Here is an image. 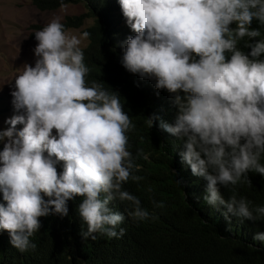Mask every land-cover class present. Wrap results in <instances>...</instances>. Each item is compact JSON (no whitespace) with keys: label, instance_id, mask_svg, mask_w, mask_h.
Listing matches in <instances>:
<instances>
[{"label":"clouds","instance_id":"1","mask_svg":"<svg viewBox=\"0 0 264 264\" xmlns=\"http://www.w3.org/2000/svg\"><path fill=\"white\" fill-rule=\"evenodd\" d=\"M119 4L135 33L121 63L173 94L175 122L161 120L160 127L183 141L182 161L208 182L206 202L226 205L242 219L264 218V206L234 194L225 200L218 188L237 185L249 172L264 176V0ZM35 38V66L26 63L14 79L17 114L0 130V141L7 139L0 151V193L6 202L0 203V229L9 232L19 252L34 251L30 238L40 230V218L67 216L68 201L81 197L83 238L122 237L125 216L110 207L112 201L127 202L128 217L135 221L150 215L124 188L129 180L143 179L134 174L139 166L129 151L128 132L135 125L117 92L87 80L81 40L60 17ZM146 119L151 128L159 117ZM153 206L164 207L157 201ZM254 239L264 242V232Z\"/></svg>","mask_w":264,"mask_h":264},{"label":"trees","instance_id":"2","mask_svg":"<svg viewBox=\"0 0 264 264\" xmlns=\"http://www.w3.org/2000/svg\"><path fill=\"white\" fill-rule=\"evenodd\" d=\"M31 1L39 9L61 5V0ZM77 1L62 0L63 4ZM85 1L87 12L67 15L61 22L66 29L77 28L93 16L81 29L89 33L80 46L90 69L87 80L103 82L107 90L117 92L135 125L128 132L129 151L139 166L134 174L143 179L129 180L124 188L141 200L150 215L135 221L128 217L127 202L112 201L110 207L125 216L119 226L125 234L111 239L97 234L93 241L81 235L86 225L78 213L82 198L76 197L68 201L67 216L40 218L41 228L30 238L37 245L34 251L19 252L10 243L9 232L0 229V264H264V242L254 239L264 232V218L242 219L228 212L226 205L206 202L208 182L193 175L182 161L183 141L160 127L161 120L175 122L173 94L155 88L154 79L142 78L122 65L126 41L135 33L127 25L119 0ZM153 115L159 119L150 128L146 118ZM140 150L142 155L137 157ZM57 168L62 172L63 163ZM247 175L235 186L218 185L221 195L228 200L234 194L253 206H264V176ZM153 201L163 202L164 207H154ZM0 203L6 204L2 193Z\"/></svg>","mask_w":264,"mask_h":264},{"label":"rangeland","instance_id":"3","mask_svg":"<svg viewBox=\"0 0 264 264\" xmlns=\"http://www.w3.org/2000/svg\"><path fill=\"white\" fill-rule=\"evenodd\" d=\"M85 2L80 0L55 9H39L31 0H0V130L7 129L9 125L6 121L17 114L11 92L19 69L26 63L35 66L37 57L34 49L38 43L35 32L55 17L63 21L67 15L87 12L89 8ZM92 21L93 16L86 17L81 27L67 29L80 38V46L87 42L81 29ZM22 127L17 126L18 129ZM6 142L7 139L0 141V145L4 146Z\"/></svg>","mask_w":264,"mask_h":264}]
</instances>
